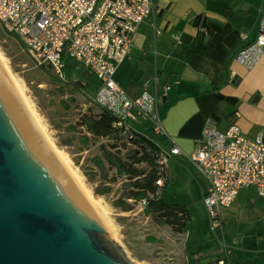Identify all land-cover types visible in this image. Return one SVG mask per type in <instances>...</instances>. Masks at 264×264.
Here are the masks:
<instances>
[{"label": "built area", "instance_id": "2783aa9c", "mask_svg": "<svg viewBox=\"0 0 264 264\" xmlns=\"http://www.w3.org/2000/svg\"><path fill=\"white\" fill-rule=\"evenodd\" d=\"M154 10L155 0H0V24L59 78L67 62L94 74V101L119 119L118 126L147 123L155 135L166 136L160 108L172 85L155 73L130 95L115 81ZM241 38L246 45L236 60L252 70L264 57V15L255 40ZM182 154L173 146L163 162ZM190 159L206 181L203 203L213 222L221 221L244 190L254 189L264 200V131L251 138L236 123L220 130L209 121Z\"/></svg>", "mask_w": 264, "mask_h": 264}, {"label": "rangeland", "instance_id": "374dc122", "mask_svg": "<svg viewBox=\"0 0 264 264\" xmlns=\"http://www.w3.org/2000/svg\"><path fill=\"white\" fill-rule=\"evenodd\" d=\"M196 1L200 5L207 4V0ZM175 11L180 12L174 8L170 13L175 14ZM184 11L189 10L185 8L180 13ZM188 15L189 20L192 19L194 11H189ZM0 54L49 141L62 152L73 178L98 207L112 240L126 253L129 261L133 264H189L188 249L205 262H211L224 259L229 249L234 264H264V200L259 199L253 208L250 207V198L255 197L253 190L243 191L232 206L237 217L234 220L236 225L230 220L226 221V225L214 221L211 228L210 217L203 203L206 181L202 173L190 158L170 157L166 164L169 180L163 199L167 204L185 206L191 211L188 233L176 234L171 228L158 225L153 218L144 214L140 204L131 212H122L114 206L120 194V184L112 185L113 190L109 195L95 194V188L102 179L94 175L96 169L91 160L100 155V142H91L86 147L82 145L80 130L72 129L82 114L94 108L91 101L99 88L98 78L76 66L67 70L72 79L69 76L66 80L59 78L50 67L36 62L21 42L1 24ZM135 69L131 62H126L115 79L122 87L132 89V84L129 86L127 80L131 77L137 80L139 75L136 76ZM75 82L80 84L76 85ZM135 126L162 148L165 157L169 156L172 146L169 139L155 135L147 123ZM68 140H73V145H67Z\"/></svg>", "mask_w": 264, "mask_h": 264}, {"label": "crops", "instance_id": "0c3cea01", "mask_svg": "<svg viewBox=\"0 0 264 264\" xmlns=\"http://www.w3.org/2000/svg\"><path fill=\"white\" fill-rule=\"evenodd\" d=\"M155 5L154 13L135 35L132 53L121 65L131 62L139 76L135 81L133 77L127 80L129 86L132 84L131 90L128 86L123 88L136 95L155 73L162 82L172 85L160 113L167 132L163 137L172 143L171 148L177 146L183 151L173 158H190L209 121L220 130L236 123L251 138L263 132L264 57L254 69L247 70L236 55L246 45L243 34L248 36L247 42L255 40L264 15V0H207L205 6L196 0H155ZM174 8L180 12L188 8L194 15L189 20V11L170 13ZM199 15L205 20L206 32L202 35L194 25ZM218 91L239 100L234 120H211L218 108L222 114L232 111L230 106L219 103ZM68 141L67 145H73V140ZM247 190L254 191L255 197L249 201L253 208L260 198L254 189ZM232 209L222 212V225L228 224V220L236 225Z\"/></svg>", "mask_w": 264, "mask_h": 264}, {"label": "water", "instance_id": "95a60500", "mask_svg": "<svg viewBox=\"0 0 264 264\" xmlns=\"http://www.w3.org/2000/svg\"><path fill=\"white\" fill-rule=\"evenodd\" d=\"M0 264H133L33 122L1 62Z\"/></svg>", "mask_w": 264, "mask_h": 264}, {"label": "trees", "instance_id": "16d2710c", "mask_svg": "<svg viewBox=\"0 0 264 264\" xmlns=\"http://www.w3.org/2000/svg\"><path fill=\"white\" fill-rule=\"evenodd\" d=\"M194 25L201 35L206 32L203 16H197ZM71 66L78 67L67 62L63 69L65 80L67 76L71 78L67 73ZM65 80H62L63 83H67ZM217 95L219 103L230 106L232 111L222 114L221 108H218L212 114L211 120L216 122L222 119L234 120L239 100L224 96L219 91ZM91 103L94 104V108L82 114L72 129L80 130L83 136L82 145L86 147L91 142H100V155L91 160L93 168L96 169L94 175L102 179L100 185L95 188V194L109 195L113 190L112 185L120 184V194L114 202L116 208L127 213L140 204L144 214L153 218L158 225L169 227L176 234L188 233L192 220L191 211L185 206L167 204L163 199L169 176L167 165L163 162L165 153L162 148L140 131L136 124L120 127L119 119L115 115L96 104L94 99ZM187 254L189 264H234L229 249L224 259L211 262H205L201 256L188 249Z\"/></svg>", "mask_w": 264, "mask_h": 264}, {"label": "bare ground", "instance_id": "6f19581e", "mask_svg": "<svg viewBox=\"0 0 264 264\" xmlns=\"http://www.w3.org/2000/svg\"><path fill=\"white\" fill-rule=\"evenodd\" d=\"M0 62L5 70V72L7 73L8 77L10 78L11 82L13 83L14 87L16 88L19 96L21 97V99L23 100L24 102V105L30 115V117L32 118L33 122L35 123V125L38 127V129L41 131V133L43 134V136L45 137V139L47 140V142L49 143V145L51 146V148L53 149V151L56 153V155L59 157V159L61 160V162L64 164V166L67 168V170L69 171V173L72 175V173L70 172V169L68 167V165L66 164V161H64L63 157H62V152L60 150H57L53 147L52 143L49 141L47 135L45 134L44 130L42 129L41 125L39 124V121L34 113V111L28 106L25 98H24V95H23V92L22 90L20 89V86L17 84V82L14 80V78L12 77L11 73L9 72L8 68H7V65L5 63V60L3 58V56L0 54ZM73 177V175H72ZM88 197V196H87ZM92 204L94 205V203L92 202ZM95 206V205H94ZM95 208L97 209V211L99 212L98 210V207L95 206ZM100 213V212H99ZM101 214V213H100ZM102 216V215H101ZM103 218V216H102ZM105 221V220H104ZM106 222V221H105Z\"/></svg>", "mask_w": 264, "mask_h": 264}, {"label": "flooded vegetation", "instance_id": "af4514ba", "mask_svg": "<svg viewBox=\"0 0 264 264\" xmlns=\"http://www.w3.org/2000/svg\"><path fill=\"white\" fill-rule=\"evenodd\" d=\"M213 222V221H212ZM214 223V222H213Z\"/></svg>", "mask_w": 264, "mask_h": 264}]
</instances>
